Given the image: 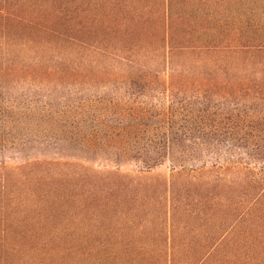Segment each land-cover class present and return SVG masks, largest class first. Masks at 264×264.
Masks as SVG:
<instances>
[{"label":"rangeland","instance_id":"rangeland-1","mask_svg":"<svg viewBox=\"0 0 264 264\" xmlns=\"http://www.w3.org/2000/svg\"><path fill=\"white\" fill-rule=\"evenodd\" d=\"M166 2L0 0V138L81 137L83 131L68 127L87 118L75 109L87 98L77 99L87 91L75 90L79 74L96 65L125 72L119 57L146 53L161 61L160 49L138 46L158 49L165 26L188 32L172 33L173 45L209 40L216 29L212 0H168L169 10ZM252 28H244L242 43L256 44ZM90 46L100 55L90 54ZM52 71L63 80L52 81ZM50 151L3 154L0 264H264V248H242L239 260L235 248H191L190 242L165 248L169 234L190 239L199 230L218 236L246 229L250 245L264 237V169L249 181L252 170L245 168L178 172L164 163L143 172L128 163L115 167L101 154L92 160L79 151L69 157Z\"/></svg>","mask_w":264,"mask_h":264},{"label":"trees","instance_id":"trees-1","mask_svg":"<svg viewBox=\"0 0 264 264\" xmlns=\"http://www.w3.org/2000/svg\"><path fill=\"white\" fill-rule=\"evenodd\" d=\"M212 2L217 8L212 17L216 24L210 34L213 39L173 45L170 35L177 29L165 26L158 49L138 46L151 52L160 49L161 61L147 58L146 53L129 60L119 57L125 72H103L96 65L79 74L75 90L87 91L77 99L87 98L71 107L87 118L68 127L83 131V136L54 141L0 138V163L4 152L14 150L17 155L28 148L30 155L40 146L53 156L65 153L69 157V152L79 151L94 160L101 154L115 167L128 163L143 172L164 163L178 172L208 166L245 168L252 170L251 178H246L255 181L254 170L264 169V156L257 151L264 147V0H255L253 5L248 0ZM170 5L167 0V10ZM247 25L253 26L250 33L256 44L242 43ZM224 33V39L214 38ZM88 50L100 55L92 46ZM54 71L51 80L62 81V73ZM23 110L30 113L34 108Z\"/></svg>","mask_w":264,"mask_h":264},{"label":"crops","instance_id":"crops-1","mask_svg":"<svg viewBox=\"0 0 264 264\" xmlns=\"http://www.w3.org/2000/svg\"><path fill=\"white\" fill-rule=\"evenodd\" d=\"M186 242H190L191 248H235L236 256L233 255V258L237 260L242 257V248H264V237L257 238L254 244L250 245L246 229L237 230L232 228L218 236L211 231L199 230L190 239H181L169 234L165 240V248H186ZM243 261H245V256ZM238 264H241V261Z\"/></svg>","mask_w":264,"mask_h":264}]
</instances>
